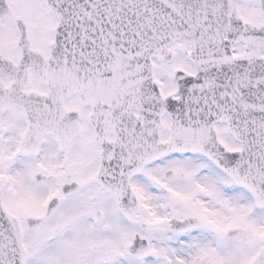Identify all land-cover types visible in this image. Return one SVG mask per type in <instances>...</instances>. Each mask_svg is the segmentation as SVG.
<instances>
[{"label": "snow or ice", "instance_id": "1", "mask_svg": "<svg viewBox=\"0 0 264 264\" xmlns=\"http://www.w3.org/2000/svg\"><path fill=\"white\" fill-rule=\"evenodd\" d=\"M0 264H264V0H0Z\"/></svg>", "mask_w": 264, "mask_h": 264}]
</instances>
